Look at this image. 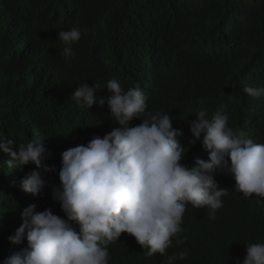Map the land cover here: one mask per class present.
I'll use <instances>...</instances> for the list:
<instances>
[{"label": "trees", "instance_id": "16d2710c", "mask_svg": "<svg viewBox=\"0 0 264 264\" xmlns=\"http://www.w3.org/2000/svg\"><path fill=\"white\" fill-rule=\"evenodd\" d=\"M73 28H87L80 44L92 54L69 62L58 32ZM113 78L126 87L145 80V94L151 88L152 102L166 100L158 111L176 122L204 108L209 119L228 114L230 127L264 143V96L243 92L245 85L264 87V0H0V138L16 144L43 139L42 163L55 169L42 173L47 186L33 197L19 185L35 165L11 169L9 155L0 152V264L27 246L9 242L21 210L52 205L61 154L118 127L109 122L107 104L88 110L71 99L77 86L103 91ZM192 139L186 135L182 161L189 168L208 159ZM214 179L229 191L215 220L207 208L187 204L182 231L165 256H147L122 233L108 246L109 264H164L185 250L188 256L175 264H242L246 245L264 243V198L237 192L226 168Z\"/></svg>", "mask_w": 264, "mask_h": 264}, {"label": "clouds", "instance_id": "9594fccd", "mask_svg": "<svg viewBox=\"0 0 264 264\" xmlns=\"http://www.w3.org/2000/svg\"><path fill=\"white\" fill-rule=\"evenodd\" d=\"M87 31L58 32V40L65 45L62 54L69 62L92 54L80 44ZM144 85L145 80L126 87L113 78L103 91L85 83L74 89L71 99L88 110L107 104L109 122L118 127L61 154L59 186L52 188V205L42 212H36L35 205L21 210V224L9 242L19 246L26 241L27 246L13 252L3 264H109L108 246L122 233L147 249V256H165L182 231L187 204L207 208L208 218L215 220L216 211L223 206L222 197L229 191L218 186L214 173L225 168L237 192L264 198V143H254L242 130L230 127L228 114L209 119L204 108L195 117L176 122L158 111L166 100L152 102L154 90L145 94ZM107 91V98L97 96ZM243 92L261 97L264 87L245 85ZM189 133L191 143L200 141L208 152L207 161L197 159L191 168L182 163ZM42 141L34 137L16 144L0 138V152L10 157L9 168L23 170L29 163L35 165L36 170L19 185L33 197L47 186L42 173L55 171L42 163L46 159ZM187 256L186 250L168 255L164 264H175ZM242 264H264V243L246 245Z\"/></svg>", "mask_w": 264, "mask_h": 264}, {"label": "rangeland", "instance_id": "374dc122", "mask_svg": "<svg viewBox=\"0 0 264 264\" xmlns=\"http://www.w3.org/2000/svg\"><path fill=\"white\" fill-rule=\"evenodd\" d=\"M148 76V75H147Z\"/></svg>", "mask_w": 264, "mask_h": 264}]
</instances>
